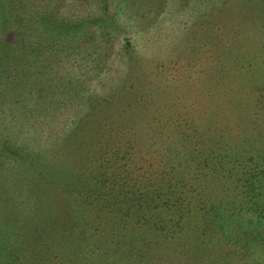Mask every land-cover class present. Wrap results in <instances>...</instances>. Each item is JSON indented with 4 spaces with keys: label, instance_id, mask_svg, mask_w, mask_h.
I'll list each match as a JSON object with an SVG mask.
<instances>
[{
    "label": "rangeland",
    "instance_id": "374dc122",
    "mask_svg": "<svg viewBox=\"0 0 264 264\" xmlns=\"http://www.w3.org/2000/svg\"><path fill=\"white\" fill-rule=\"evenodd\" d=\"M207 1L120 0L126 11L114 10L118 25L106 34L94 26L96 35L78 36L77 44L76 36L59 40L55 32L68 69L94 68L82 93L108 96L106 107L97 106L111 112L96 115L104 126L93 138L91 122H84L82 138L70 135L68 151L62 121L53 137L37 140L56 170L49 181L36 185L40 170L4 152L0 264H10L9 257L11 264H264V218L258 222L264 211L250 207L264 200V186L251 192L236 170L264 165V1ZM91 3L82 4L91 9ZM203 12L212 13L207 23ZM128 55L141 60L145 75L131 92L130 81L122 82ZM117 84H124L123 93L111 97ZM138 89L152 110L147 117L134 103ZM75 103L72 112L87 109L88 103ZM75 176L91 191L87 204L67 189ZM247 191L248 203L238 209ZM178 192L185 206L163 209L160 201ZM100 194L101 206L89 203ZM226 208L242 224L253 220L259 235L242 232L234 219L221 229L218 213Z\"/></svg>",
    "mask_w": 264,
    "mask_h": 264
},
{
    "label": "trees",
    "instance_id": "16d2710c",
    "mask_svg": "<svg viewBox=\"0 0 264 264\" xmlns=\"http://www.w3.org/2000/svg\"><path fill=\"white\" fill-rule=\"evenodd\" d=\"M71 1L75 3V5L66 3ZM92 1L93 3L91 4L93 5H88L93 6V8L85 9L82 4L84 0H0V159L4 156L5 151H8L9 154H13L14 157H19L18 155L20 154L22 163L34 166L36 169L31 168L34 172H36L37 169L40 170L38 171V178L35 180L36 185L39 183L40 179L49 181L55 177L56 174V170L51 168V160L46 158L45 152L40 148L37 140L40 138L53 137L56 131L55 123L57 120L64 122V126L61 128V138L64 141L66 151H68L66 146L70 144V135L72 136L75 132V137L82 138L84 132L82 133L78 128H80L84 122H91V131H93L91 138H93L104 126V124H102L103 121L97 118L96 115L98 113L105 115L111 112L108 108H98L99 106H97V104L102 101L106 107L108 103L105 99L108 96H105L104 99L101 94L93 95L92 93H82V91L85 90L83 87L84 81L88 80L91 72H94V68H88V72L87 70H83L84 73L68 69L69 63L67 61L69 58L60 56L61 53L65 51V44L62 43V50L58 49L60 52L58 53L56 42L54 41L55 32H60L58 35L59 40H63L61 37H66L67 33L76 36L77 44L80 42L78 36L80 40L85 39L83 37L85 33H89L87 35L91 36L92 39V37L96 35L93 29L94 26L98 28L99 32L102 31L101 33L106 34L108 33V27H115L118 25L117 19L114 17V10L117 12V10L120 11V8H123L124 13L126 11L124 8L125 6L120 4V0ZM226 1L228 0H211L210 2L207 1L205 4L218 2L221 3L220 5H223ZM244 1H251L254 2L255 5L260 6L263 5L264 0ZM133 5L134 2L131 4L130 8L127 7L129 11L134 9ZM215 12L216 9L213 7L212 13ZM212 13L203 12L202 16L205 14H208V16L206 19H203L201 23L209 22ZM218 13L222 15L227 14V8H220ZM143 14L145 16L144 12ZM216 15L217 12L215 13V16ZM215 16L213 15V18H215ZM44 35H46V37L42 38ZM41 41L44 43L42 47H40ZM68 42L72 43L70 41ZM84 42H86V46H88V42ZM125 47L128 48L130 46L126 44ZM68 49H72L71 46L68 45L66 49V51L70 53L71 50ZM92 51L93 50L90 52ZM65 56H68V54H65ZM126 58L129 59L127 66L128 71L122 75V82L126 85V82L130 81L131 92L132 89H136L134 87L136 82L142 81L145 75L142 72V64L140 65L141 60L139 58L133 55H128ZM101 59L96 58L97 61L99 60L98 63L104 60ZM98 63L96 65H98ZM56 83L61 84L63 87L58 86L60 89L55 88L54 85H56ZM119 86L120 84L116 85L115 89L112 91L113 94L111 97H115L116 93L118 95L123 93V86L120 87V89L118 88ZM86 90L88 89L86 88ZM140 91L141 90L138 89V92L135 94L134 103L136 102L138 104L143 117H147L152 110H148L144 102H141L143 95ZM124 92L128 93L129 90ZM76 101L84 102V104L88 103L87 109L82 113H77L76 111L72 112V110L77 107V105H75ZM115 112L116 108H113V113ZM62 115H64L65 120L59 119ZM108 121L111 123L110 120ZM66 125H68L67 128ZM16 135H18V137ZM89 136L90 135L85 138L90 139ZM14 138L17 139L19 143H17ZM86 143L91 144V139ZM22 144L26 145L22 146ZM74 148L80 150L79 144ZM112 159L113 158L108 157L106 161ZM261 159L264 161V158L261 157ZM261 159L258 158L259 162L262 164ZM218 161H220V159ZM215 163L216 161H214V164ZM241 163H243V161ZM262 166L260 165L259 170L255 172L244 165L236 169H242L243 172H241L240 179L245 184L248 180V187L251 192L263 189L264 165L262 164ZM64 177L65 176L57 177L55 179L62 182ZM221 178L223 181H226L225 174H223ZM83 183L84 182H81L79 178L75 176L67 189L70 193H74L75 198L81 200L79 202L87 204L91 191L85 190L86 186ZM190 184H192V182ZM172 185V183L168 185L170 190L172 189ZM97 189L99 188L94 186L93 191ZM248 191L242 200L238 202V209L242 207L245 208L244 204L248 203ZM241 192L244 194L243 190ZM262 192L263 191H260L259 194ZM184 200L185 198L182 196V193L178 192L160 201V205H163L161 206L163 209L174 206L177 210H180L179 205L185 206L183 204ZM89 203L94 206H101L103 203L102 194L98 195L97 199ZM254 203L255 206H250L251 208L253 207L261 212L264 211V206L260 205L264 203V200ZM222 207H224V204H222ZM216 209H219L218 206ZM226 210L230 209H220L218 213L221 229H223V225H229L228 223L231 224V221L234 219L235 222H237L236 224H240L239 230L242 232L252 233L254 235L258 234V227H252L254 224L253 220L250 219L242 224V220H239L235 213L226 212L225 214ZM236 213L242 216V213L237 210ZM185 218L186 217L181 215L179 219L182 221ZM261 218H264V214L260 215L258 222ZM6 219L11 222V216H7ZM189 219L190 216L185 221L186 224L189 223ZM259 234L264 238L263 232ZM0 241H3L1 234ZM9 260L11 264L13 260L10 257ZM15 260H18V258H15Z\"/></svg>",
    "mask_w": 264,
    "mask_h": 264
}]
</instances>
